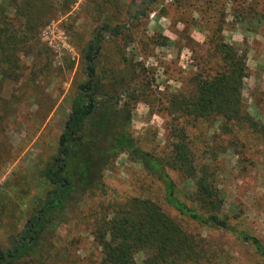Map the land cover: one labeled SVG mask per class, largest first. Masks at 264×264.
Here are the masks:
<instances>
[{"label": "rangeland", "instance_id": "1", "mask_svg": "<svg viewBox=\"0 0 264 264\" xmlns=\"http://www.w3.org/2000/svg\"><path fill=\"white\" fill-rule=\"evenodd\" d=\"M49 1L38 42L19 53L17 76L0 83V248L18 234L49 189L40 170L55 153L77 85L85 79L80 50L103 21L111 30L99 43L101 71L129 62L138 67V94L134 103L129 99L133 140L162 159L172 126L182 123L197 153L205 144L218 143L224 151L214 152L211 162L223 192L222 211L230 224L264 246V143L255 145L242 129L231 147L217 122L208 128L200 121L189 126L176 107L169 108L171 94L193 90L196 73L214 72L219 63L215 43L222 40L244 53L242 100L248 113L264 123V0H154L139 16L130 12L147 0ZM165 171L176 195L191 206L193 181ZM102 182L103 189L85 195L57 227L50 238L55 258L45 264H98L101 253L89 233L90 215L110 216L113 203L134 195L149 197L187 231L200 233L216 252L209 264H264L250 242L181 217L166 203L160 179L127 153H119L103 171ZM144 255L136 253L135 260Z\"/></svg>", "mask_w": 264, "mask_h": 264}, {"label": "trees", "instance_id": "2", "mask_svg": "<svg viewBox=\"0 0 264 264\" xmlns=\"http://www.w3.org/2000/svg\"><path fill=\"white\" fill-rule=\"evenodd\" d=\"M151 1L154 0L140 4L130 16L141 15ZM50 6L49 0H0V83L17 76L18 55L38 42L37 34ZM98 29L80 50L85 79L77 85L55 153L40 170L49 189L18 234L0 248V264H45L49 258L54 259L50 238L85 195L103 189V171L121 152L160 179L166 203L181 217L232 232L240 240L250 242L264 260V246L259 239L230 224L222 211L223 192L216 183V167L211 162L214 152L224 151L218 143L205 144L202 153H197L182 123L172 126L169 149L162 159L133 140L128 129L132 108L129 99L134 103L138 94L134 89L138 67L129 62L101 71L97 62L99 43L111 25L103 21ZM214 51L219 61L214 72L196 73L193 90L183 95L171 94L169 108L176 107L178 117L189 126L195 127L200 121L208 128L217 122L218 132L229 134L231 147L232 142L238 141L235 132L242 129L255 145L264 143V123L248 113L242 100L244 53L222 40L215 43ZM122 96H127V100ZM165 167L193 181L191 206L176 195V186ZM112 206L110 216L105 213L98 217V212L97 216L90 215L89 233L101 253L98 264L214 261L216 252L200 233L187 231L149 197L134 195ZM138 252L145 253L140 262L134 257Z\"/></svg>", "mask_w": 264, "mask_h": 264}]
</instances>
